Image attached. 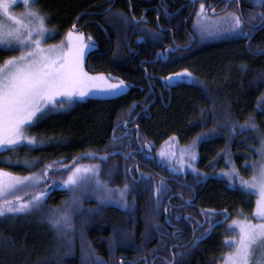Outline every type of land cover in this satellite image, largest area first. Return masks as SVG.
<instances>
[{"label":"trees","instance_id":"16d2710c","mask_svg":"<svg viewBox=\"0 0 264 264\" xmlns=\"http://www.w3.org/2000/svg\"><path fill=\"white\" fill-rule=\"evenodd\" d=\"M41 1L50 17L48 22L56 24L60 30L66 32L76 19L90 27L97 48L87 54L85 61L89 69L132 82H145L143 67L156 68V63L150 67L145 60L154 59L157 51L172 41L170 32L178 42L184 38L181 24L187 13L183 10L174 13L172 18H166L164 10L159 17L155 9L148 10L147 18L138 23L128 12L126 0H117L115 4L112 0H40L38 4ZM150 1L157 3V0H132L134 17L139 18ZM166 1L164 8L170 13L180 5L179 0ZM243 2L242 14L246 17L247 8L253 3ZM111 4L123 9L120 12L126 21L124 27L111 20L110 12L106 11ZM262 11L264 13V6ZM165 27L173 30L163 31L161 28ZM243 33L250 31L243 26V32L233 31L226 36L220 33L215 39L204 40L197 36L195 50L185 64L182 61L179 66H188L196 73L194 83L198 87L182 85L174 88L172 95L156 90L150 118L141 123L143 118L139 117L137 121L140 138L154 146L146 144L149 153L128 155L127 152L138 151L139 147L135 139L123 136L129 134L123 130L126 120L134 118L132 104L137 101L150 103L154 99L152 94L138 89L116 98H90L86 102L72 103V107L53 113L28 128V135L35 138V144L23 143L0 151V169L20 177H40L38 182L15 195L29 200L35 194L45 193L30 212L0 218L7 249L0 264H99L101 259L117 264L114 258L135 254L151 261L163 248H166L164 256L168 260L175 254L174 264H221L230 252L226 245L230 233L225 220L206 240L190 241L187 234L179 237V244H188L174 247V237L160 235L166 229L165 204L148 202L153 199L155 189L136 184L127 169L135 156L144 159L148 156L151 166L171 167L179 176H218L219 182L209 179L203 188L202 203L227 209L231 217L250 209L254 195L237 190L238 180L232 188L229 185L232 182L222 173L230 169L227 161L231 160L240 176L247 174L245 165L255 156L254 148L259 145V138L254 136L256 130L241 133L238 127L235 134L226 129L221 133L217 119L219 107H225L226 113L240 124L254 117L258 131L264 132V27L252 38ZM13 52H0V62ZM205 132H212L213 136L197 140L198 134ZM193 141H196L195 160L185 155L186 163L180 164V150L191 146ZM130 144L133 146L127 147ZM171 151L176 155L171 156ZM105 156L107 158L102 159ZM73 165H98V175L93 178L89 174L83 187L65 184ZM181 165L189 166L181 171ZM208 167L213 170L203 169ZM97 179L112 189L127 184V207L121 206L118 192L112 193L111 200L102 199L106 194L97 188ZM149 181L156 186L165 182ZM142 192H147L145 197ZM65 213L70 217V226L58 232L50 220ZM169 246L173 247L172 254ZM160 263L157 259L154 264Z\"/></svg>","mask_w":264,"mask_h":264},{"label":"snow or ice","instance_id":"6c2138e0","mask_svg":"<svg viewBox=\"0 0 264 264\" xmlns=\"http://www.w3.org/2000/svg\"><path fill=\"white\" fill-rule=\"evenodd\" d=\"M21 2L25 13L23 17H17L11 11L16 0H0V16L3 17V20H0V52L17 50L20 52V55L9 56L0 62V149L7 148V146L15 148L24 141H27L29 145L35 144V138L27 136L25 130L27 127H31L34 121L43 118L48 111L58 106V97L62 100H70L74 96L87 95L91 89L102 88L112 94L128 87L124 81L118 80V78L106 77L104 74L91 75L85 71L83 65L85 49L95 47V44L94 42L85 43V35L75 30V23L72 25V29L66 33L65 41L59 45L45 47L44 40L55 34L50 32L45 24L46 19L50 17L33 10V6L38 3V0H21ZM260 3L264 6V0H260ZM212 11L215 12V9L213 8ZM254 15L260 17L261 26H264V13H255ZM197 19L200 22L198 27L202 33L213 31L205 23L208 21V16L203 3L200 5ZM221 19L227 27L218 26L215 31L243 32L244 21L235 12L227 13ZM219 23L217 22V24ZM256 27V25H252L253 29ZM145 31L148 30L145 29ZM249 34L243 33L244 36ZM87 39L91 41L90 36ZM176 75L191 77V73L187 69L184 70V73ZM112 80H118V82L113 83ZM237 127L241 133L247 130L258 131L254 117H248L243 124L233 121L231 123L233 134ZM212 136V132L200 133L197 140L204 141ZM169 139L178 143L174 137ZM195 143L196 141H193L191 146L180 150V164L186 163L183 159L185 155L195 160ZM255 151L260 153L262 162L250 179L246 180L240 176L239 170L231 160L227 161L231 165L230 169L222 173L227 176L234 187L235 181H239L237 190L258 197L253 213V219L258 222L254 223L245 217L233 220L229 225V231H235L236 236L226 241V245L231 247L232 251L225 255L224 264H264V139L261 140L260 148ZM169 154L176 155L175 153ZM161 155L164 153L162 152ZM106 158V156L102 157V159ZM245 167L250 166L245 165ZM98 168V165H73L64 183L83 187L89 180V174L93 178L98 175ZM39 179L40 177L36 176H16L0 169V218L10 214L18 215L30 212L45 193L35 194L29 200H22L15 193L33 185ZM95 183L97 188L102 189L106 194L101 197L102 199L111 200L112 193L118 192L122 201L121 206L127 207V184L123 188L112 189L107 186V183L98 179ZM156 191L159 197L161 190L158 188ZM224 215L227 217L230 214L225 212ZM238 215L243 216L244 214L241 212ZM69 221L70 217L65 213L59 217L51 218L50 223L60 232L61 229L70 226ZM174 247H178V245ZM173 256H175L174 253ZM99 264H106V262L100 261Z\"/></svg>","mask_w":264,"mask_h":264},{"label":"flooded vegetation","instance_id":"af4514ba","mask_svg":"<svg viewBox=\"0 0 264 264\" xmlns=\"http://www.w3.org/2000/svg\"><path fill=\"white\" fill-rule=\"evenodd\" d=\"M113 4L116 3L117 0H112ZM128 2L129 8L128 12L134 17V11H133V4L132 0H126ZM244 0H179V6L178 9L175 12H167L164 8V4L167 3L166 0H157V3L148 2V5L146 7H143V11L141 16L139 18L135 17L136 21H143L147 18V12L148 10L155 9L158 13V17L161 14V10H164L166 13V18H172L174 16V13L179 12L180 10H183L185 13H187L185 19L183 20L181 26L183 28V31L181 34H183L182 38L183 40L181 42H178L177 38L174 37V33L170 32V40L167 44V46L164 45V49L160 48L154 59H147L145 60V63L151 67L152 63H156V68H145L144 70V83H138V82H132L130 80H127L123 77H117L118 79L123 80L127 84V91L123 94H120L118 96L124 95L128 93L131 89H138L140 92H144V94H152L153 98H157L154 96V93L156 92H167L169 95H172V90L174 88H178L182 85L184 86H195L196 83L195 77L196 73L191 70L188 66H179V63L182 61L186 62V59L190 57L192 52L195 50L196 44L198 43V35L199 33L196 32V28L194 27V22L197 17V13L200 12V5L203 3L206 7V12L208 17H219L224 16L227 13L235 12L237 15L241 17V20L244 21V27L250 31V36H254L257 34L264 26L262 25V22L260 20L259 16H255V13H262V6L260 5V0H250L253 4H251L247 8V15L246 17L242 14V6ZM111 4L109 7H106V11H109V16H121V7H114V5ZM210 6V7H209ZM261 6V7H260ZM215 9V15H211L212 9ZM122 18V16H121ZM76 26L82 30L86 35L92 36V40L94 43L95 41V35L91 31L90 27L85 25L84 23H79L78 19L75 21ZM252 25H256L257 27L255 29L252 28ZM72 28V26H71ZM163 31L169 30L172 31L171 28H161ZM194 37V41H192V38ZM250 38V40H251ZM195 46V47H194ZM97 48V47H96ZM176 51H173L172 49H176ZM169 49L168 56L166 57V50ZM162 52L163 55H159L158 60H155L158 56V53ZM87 58V55H86ZM85 58V60H86ZM185 60V61H184ZM146 65V66H147ZM85 67L86 70L90 73H98L94 72L96 70L89 69L86 61H85ZM171 68L170 71H165L166 68ZM187 69L189 73H191V77H188L186 75L184 76H177V73H184V70ZM102 73V72H99ZM118 96L112 97L116 98ZM152 98V99H153ZM111 99V98H106ZM151 103V102H150ZM150 103L146 102H140L137 101L133 103V107L131 112L134 114L133 119L126 120V123L123 125V130L128 132L129 134H125L123 136H128V138L135 139L138 148V151L130 150L128 155L132 156L133 152L143 153L148 152L146 149L147 146L151 144H147L146 141H143L144 139H141L140 137V125L137 123L139 120V117H142L140 122L144 121V119L150 118V112L146 111V107L150 105ZM135 105V106H134ZM137 105H145L143 107L137 106ZM135 110V111H134ZM135 112V113H134ZM143 141V143H141ZM147 144V146H146ZM133 146L132 144L128 145L127 147ZM151 147H154L153 144ZM161 148V147H159ZM149 149V148H148ZM149 150L152 151L150 148ZM162 150V149H161ZM158 151V153L161 152ZM125 151V150H124ZM123 151V152H124ZM126 153V151L124 152ZM151 154H153L151 152ZM148 156L145 157H137L135 156L133 158V164H131L130 167H128L127 172L129 177L139 186L141 187H153L155 191L153 192V199L149 200L148 202L152 201L153 203L161 202L165 204L164 207V221L166 224V229L163 231V233H160V235H171L174 237V245H178L179 237L186 236L187 234L190 235V241H204L211 235H214L216 230H218L219 225L222 223V220H225L226 215L224 213L230 214V212L227 209H219L217 207L213 206H205L202 203L201 200V194L203 191V188L206 186V183L209 181V179L218 181V176H207L206 178H201L199 175H196L194 178L189 177V175L185 174L184 176H179L176 172H174V169L169 168H155L154 166H151L148 162ZM208 170H213V168H203ZM149 179H159L164 180V184L161 185V182L156 186L155 182H147ZM232 188L234 187L233 183L229 184ZM161 188L160 187H163ZM156 187H159L160 195L157 196V189ZM151 203V202H150ZM231 215V214H230ZM231 217V216H230ZM172 218V219H171ZM228 220V219H227ZM207 221V222H206ZM179 239V240H178ZM189 241V242H190ZM186 243H180L178 247H184ZM173 246V245H172ZM169 246L168 251L170 254H172L173 247ZM99 250V248H97ZM166 252V248H163L161 252L156 253L155 256L152 257L151 261L144 256V255H138L135 254L133 256L129 255H120V257H116L113 259V261L118 260L117 264H154L155 261L158 259L161 263L160 264H171L173 262V259L175 261V256L172 257V260H168L166 256H164ZM102 258V257H101ZM102 261V259H101ZM142 261V262H141ZM106 262V261H104ZM116 262V261H115ZM106 264H116V263H107Z\"/></svg>","mask_w":264,"mask_h":264},{"label":"rangeland","instance_id":"374dc122","mask_svg":"<svg viewBox=\"0 0 264 264\" xmlns=\"http://www.w3.org/2000/svg\"><path fill=\"white\" fill-rule=\"evenodd\" d=\"M40 1V0H38ZM33 10H36V11H39L41 15H45L46 17H48V14H47V9H46V6L43 5L42 1L41 3L39 2V4H35L33 6ZM11 11L13 12L14 15H16L17 17H23L24 13H25V8L21 2V0H16V3L12 5L11 7ZM225 16V15H224ZM224 16H219V17H215V18H212V17H208V21H206L205 23H207L212 29L213 31L211 33H208V32H204L202 33L200 31V28L198 27V24L200 23L196 17V20H195V24H194V27L196 28V32L199 33V36L204 38L205 39H215V37H220V33H223V35H227V33H231L229 31H215V29L218 27V26H223V27H227L226 24L223 23L222 19ZM0 20H3V17L0 16ZM111 20H113L114 22H118V23H121V25L124 27L126 25V21L124 19L121 18L120 15L118 16H111ZM49 19H46L45 21V24H46V27L50 30V32H54L55 34L51 35L50 38H47L44 40L43 44L45 47H48V46H51V45H59L62 41H65L66 39V33L72 29L71 27L65 32L60 30L58 28V26L56 24H50V22H48ZM113 22V23H114ZM217 22H220L219 24H217ZM76 31H79V32H82L84 35H85V43H91V42H94L92 40V36L90 35H86L82 30L80 31V29L78 28V26H76ZM91 37V41H89L87 39V37ZM35 38V37H34ZM95 44V47H91V48H86L85 49V52H84V58H83V65H84V69L86 72H88L86 70V67H85V58H86V55L88 54V52L94 48H96L97 44ZM20 55V52L17 50V51H14L13 54L11 56H18ZM2 62V61H1ZM90 73V72H88ZM91 75H97V74H104V76L106 77H115L117 78L116 76H114L113 74H110V73H90ZM118 80H121V79H118ZM118 80H112L111 82L113 83H116L118 82ZM123 81V80H122ZM125 83V82H124ZM126 84V83H125ZM127 85V84H126ZM128 88H125L123 89L122 91H119V92H114L112 94H109L107 93L105 90H103L102 88L101 89H91L87 95L83 96V97H80V96H74L73 98H71L70 100H62L61 98H57L58 100V106H56L54 109L48 111L47 115H45L43 118L39 119V120H36L32 123V126L35 125L36 123H39L41 122L42 120H44L45 118L49 117V115L53 114V113H57L58 111L64 109V108H67L68 106H73V105H70L72 103H75V102H86L87 100H89L90 98H96V99H106V98H112V97H115V96H118L120 94H123L124 92L127 91ZM219 112H218V118L219 121H218V124L220 125L219 126V131H221V133H224L225 129L228 131H231V123L234 121V117H231L229 114L226 113V109L225 107H219ZM230 118V119H229ZM28 128H26L25 130V134L27 136L28 135ZM263 130H260V131H255L254 133V136L255 138H259V145L256 146V148H254V153H255V156H253V159L250 160L248 162V164L246 165H249L250 167H245L246 168V173L245 175L242 174V177L244 179H250L254 174H255V170H257L262 162V159H261V155L259 152L255 151V149H259L260 146H261V140L264 139V135H263V138L260 137V135H262ZM233 136V135H232ZM23 143H27V141H24L22 142L21 144ZM19 144V145H21ZM18 146V145H17ZM255 147V145H254ZM8 148H12V146H7V148H3V149H0V151H3V150H6ZM164 150H167L164 148ZM170 153H173L172 151ZM172 156V155H171ZM169 154H168V159L171 157ZM189 165H181V167L179 168L181 171L184 170L186 167H188ZM145 194H147V192H142V197H145ZM258 199L257 196L254 195V201L251 202V206H249L250 209L248 210H245L243 211L242 213L244 214L243 216H240V215H236L235 217H230L226 223V228H227V231L228 233H230V237L228 236L226 241H229L231 239H233L235 236H236V232L235 231H229V225H231L232 221L233 220H236V219H244L245 217H247L249 220H252L254 223L255 222H258L256 220L253 219V213H254V209H255V202L256 200ZM3 226V221H0V260L1 258L3 257V255L6 253V245H5V239H4V235H3V232L1 230V227ZM230 248V252L232 251V248ZM221 264H224V259L222 261Z\"/></svg>","mask_w":264,"mask_h":264},{"label":"water","instance_id":"95a60500","mask_svg":"<svg viewBox=\"0 0 264 264\" xmlns=\"http://www.w3.org/2000/svg\"><path fill=\"white\" fill-rule=\"evenodd\" d=\"M211 15H215V12L212 11V12H211ZM192 41H194V37L192 38ZM172 50H173V51H176L177 48H176V49H172ZM168 52H169V49L166 50V55H165L166 57L168 56ZM160 54L163 55L162 52L158 53V56L156 57L155 60H158ZM154 102H155V98L151 101L150 105H148V106L146 107V111H149L151 105H152ZM134 106H135V105H134ZM230 216H231V215H228L227 217H225V220L229 219ZM171 264H174V259H173V262H172Z\"/></svg>","mask_w":264,"mask_h":264}]
</instances>
